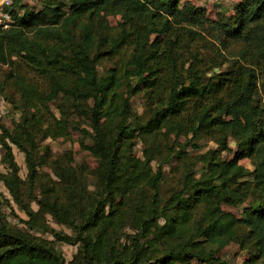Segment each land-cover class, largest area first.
Wrapping results in <instances>:
<instances>
[{"label":"trees","instance_id":"16d2710c","mask_svg":"<svg viewBox=\"0 0 264 264\" xmlns=\"http://www.w3.org/2000/svg\"><path fill=\"white\" fill-rule=\"evenodd\" d=\"M19 2L12 1L16 5ZM178 2L68 0L65 10L61 1L42 0L39 11H26L18 17L16 26L0 29V63H7L11 56L28 54L27 59L46 82L38 85L34 77L11 75L27 114L16 135L0 123L2 158L10 170L8 176L0 174V179L27 215L22 220L25 228L45 231L48 226L38 220L39 210L33 211L23 202L10 143L24 153L32 185L36 173L32 146L27 148L24 140L31 143L36 132H43V137H65L70 127L83 132L77 125L69 126L70 120L58 104L55 108L59 116L52 112L50 103L65 101L77 116H88L92 143L84 147L105 167L101 189L84 213L80 217L75 214L77 218L73 215L80 202H74L77 191L68 197L71 201L67 205L31 195L46 213L73 227L74 235L56 230L54 235L58 241L77 243L85 264H189L192 259L204 264H229L217 253L231 241L243 243L246 238L251 240L253 252L242 264H264V103L256 99L259 76H264V0H239L236 13L220 23L221 41L231 38L244 45L237 57L225 59L228 63L224 70L210 75L209 70L224 62L207 68L203 58L191 52L180 63L182 54L173 49L172 38L167 42L168 51L161 49L160 36L175 35L174 26L204 22V8ZM83 14L85 19L79 21ZM109 14L120 15L114 32H106L110 28L104 18ZM43 25L60 26L62 31L56 37L63 42L65 54L53 51L51 55L44 47L29 54L23 29ZM71 27L78 29L75 32ZM113 57V67L100 74L98 61ZM139 92L146 94L149 116L144 122H130V99ZM161 130L183 131L192 137L215 134L223 148L231 137L235 142L233 156L226 161L214 151L206 153L201 158V177L187 171L181 189L162 202L161 162L152 173L151 159L136 157L132 146L127 148L135 133ZM241 158H248L252 169L240 164ZM144 180L151 189L147 204H135L130 214L138 230L127 246L119 249L116 194L127 184L134 186ZM72 183L79 191V183ZM244 202L247 204L239 217L222 208L223 204ZM201 205L203 209L198 212ZM174 238L178 243L152 260L157 243ZM0 264L65 262L60 250L7 221L0 207Z\"/></svg>","mask_w":264,"mask_h":264},{"label":"rangeland","instance_id":"374dc122","mask_svg":"<svg viewBox=\"0 0 264 264\" xmlns=\"http://www.w3.org/2000/svg\"><path fill=\"white\" fill-rule=\"evenodd\" d=\"M14 1V0H12ZM64 3V9L69 7L68 0H58ZM239 0H179L178 4L188 2L194 6L204 8L205 16L202 24L185 25L184 27L174 26V34H163L160 36L161 49L168 51V39H174L173 49L181 52V62H185L189 53L197 52L204 60L205 67H211L222 63L225 59L237 57L240 49L244 45L239 40L226 38L221 41L220 34L221 22L226 21L229 17L236 13V4ZM42 8V0H20L19 4H11L10 9L13 16V26L17 25L18 17L23 13H36ZM85 19V15L79 17V21ZM120 19L119 14L106 15L104 21L108 24L110 30L106 32H114V27ZM219 23V25H218ZM34 29L24 28L23 39H26V45L29 49V54L45 48L51 55L54 52L65 54L63 42L56 37V33L62 31L59 25H43L33 27ZM179 28V29H177ZM75 32L77 27H71ZM172 32V31H171ZM78 36V35H76ZM28 54L22 53L20 56H11V60L7 63H0V85L3 86L0 91V123H2L10 132L18 134L22 130L24 116L27 110L22 102L20 94L15 85H18L15 78L11 75L15 73L22 74L25 77H30L37 82L38 85H46L45 79L40 76L34 64L27 59ZM116 58H102L98 61L97 70L100 74H105L106 70L113 67ZM227 61L220 64L218 67L212 68L207 73L219 72L226 68ZM186 65V64H185ZM60 98V97H59ZM256 99L260 104L264 103V76H259L257 86ZM148 99L146 94L139 92L134 94L130 99L131 106V121L144 122L149 116ZM58 104V105H57ZM63 110V116L68 117L70 125H77L83 132L78 129L69 128L68 136H59L56 138L43 137V132H36L31 143L24 140L27 148L31 144V156L35 164L36 173L33 179V184L30 185L28 179V168L25 162L24 153L13 143H10L13 158L17 165V175L20 179L19 190L23 202L31 207L33 211L39 210L37 218L40 222L45 223L48 228L45 231H34L25 228L22 220L27 219V215L21 210L8 192L3 180L0 179V207L6 216L7 221L15 227L20 228L23 232L31 233L34 237L42 240L43 243L50 245L60 250L64 257L65 264H85L82 258V253L79 251L77 243H67L58 241L55 238L54 230L74 235L73 227L59 220L57 216L46 213L45 208H40L38 202H35L31 195L36 198H46L48 200L62 201L64 205L71 201L68 197H73L77 191V196L74 199L77 203V209L73 212L80 217L85 211V207L90 203V199L96 195L101 189V184L104 180V164L94 156L84 145H90L92 140L89 136L91 131L88 125L89 119L85 115H76L71 112L69 105L65 101L56 99L50 103L51 110L59 116L58 109ZM151 132L148 134L135 133L129 140L128 147L132 146V152L136 157L150 158L152 173L155 171L157 163L161 162V182L159 196L162 202L167 201V198L178 191L182 187L183 177L187 171H194L195 177L200 178L203 173L201 158L206 153L214 151V153L223 160H230L233 156L232 150L235 148V142L231 137L227 139V148H223L216 138L215 134L202 133L200 136L192 137L191 134L178 132ZM85 132V133H84ZM83 133V135H82ZM4 149L0 145V174L10 175V170L2 155ZM240 164L252 169V165L248 158H241L238 161ZM79 183V191L76 184ZM151 189L149 184L144 180L139 184L131 186L129 184L123 186L116 194V209L119 222V241L117 248L121 249L127 246L128 240L132 234L137 232L138 227L134 224L131 218V213L134 211V205L139 203L146 205L149 199ZM218 196H223V192L217 191ZM73 202V203H74ZM247 203L240 204H223L222 208L229 211L234 216L239 217L242 207ZM40 205V204H39ZM70 206V205H68ZM65 206V207H68ZM203 209L201 205L198 212ZM159 225L163 223L162 218L158 220ZM242 230H238L240 233ZM247 233V230H246ZM157 243V247L152 252V260L157 258L161 253L171 245L178 243L177 239H163ZM253 252L251 240L246 238L243 243L231 241L223 247L217 255L226 260L229 264H242ZM175 264H182L176 262ZM189 264H204L192 259Z\"/></svg>","mask_w":264,"mask_h":264},{"label":"built area","instance_id":"2783aa9c","mask_svg":"<svg viewBox=\"0 0 264 264\" xmlns=\"http://www.w3.org/2000/svg\"><path fill=\"white\" fill-rule=\"evenodd\" d=\"M11 4L12 0H0V29H8L13 25Z\"/></svg>","mask_w":264,"mask_h":264}]
</instances>
